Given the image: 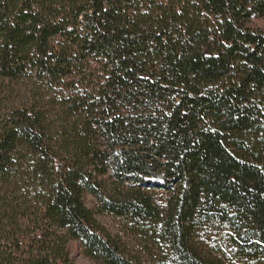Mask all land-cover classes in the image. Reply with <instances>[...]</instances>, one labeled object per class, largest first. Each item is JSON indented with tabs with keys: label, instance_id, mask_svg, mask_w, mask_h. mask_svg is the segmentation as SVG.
Returning <instances> with one entry per match:
<instances>
[{
	"label": "trees",
	"instance_id": "1",
	"mask_svg": "<svg viewBox=\"0 0 264 264\" xmlns=\"http://www.w3.org/2000/svg\"><path fill=\"white\" fill-rule=\"evenodd\" d=\"M258 21L264 0H0V264H264Z\"/></svg>",
	"mask_w": 264,
	"mask_h": 264
},
{
	"label": "rangeland",
	"instance_id": "2",
	"mask_svg": "<svg viewBox=\"0 0 264 264\" xmlns=\"http://www.w3.org/2000/svg\"><path fill=\"white\" fill-rule=\"evenodd\" d=\"M257 26L261 27L262 29H264V21H258L257 22ZM88 204L91 207H95L96 206V202L93 199H88ZM101 222L113 233L116 232H121L123 229V222L117 218L108 216V215H104L101 217ZM72 252L73 255L77 261L78 264H94L93 262L89 261L88 259H86L81 251H80V247L78 244H73L72 245Z\"/></svg>",
	"mask_w": 264,
	"mask_h": 264
}]
</instances>
